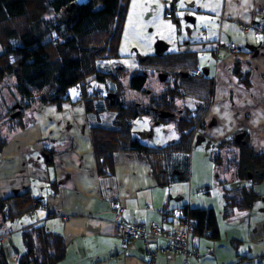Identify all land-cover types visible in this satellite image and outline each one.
Listing matches in <instances>:
<instances>
[{
    "label": "crops",
    "instance_id": "1",
    "mask_svg": "<svg viewBox=\"0 0 264 264\" xmlns=\"http://www.w3.org/2000/svg\"><path fill=\"white\" fill-rule=\"evenodd\" d=\"M182 2L191 12L186 19L195 20L188 23L197 27L179 53L195 57V70L214 84L210 110L196 137L217 146L243 134L244 145L255 155L264 154V32L256 31L264 28V0H173L176 7ZM12 85L15 105H21ZM78 95H70L61 107L33 103L21 110L27 117L11 119L0 130V200L29 193L39 203L23 225H10L23 217L0 219L10 264H18L24 254L22 232L30 226L63 239L66 254L59 264H185L182 255L159 253L152 259L142 240L124 247L115 222L124 208L132 223L159 222L164 209L175 223L186 206L213 209L219 232L217 238L192 233L190 245L199 256L191 264H264V181L238 180L215 165L222 198L209 204L198 189L196 198L192 187L187 196L184 182L191 179L182 180L177 171L186 161L180 154L174 156L172 182L166 186L157 182L148 160L134 153L116 154L109 171L100 174L91 130L110 127L114 113L107 101H98L102 96L85 100ZM241 188L258 196L250 208L239 205L246 202ZM166 244L158 240L149 246L154 250Z\"/></svg>",
    "mask_w": 264,
    "mask_h": 264
},
{
    "label": "trees",
    "instance_id": "2",
    "mask_svg": "<svg viewBox=\"0 0 264 264\" xmlns=\"http://www.w3.org/2000/svg\"><path fill=\"white\" fill-rule=\"evenodd\" d=\"M129 1L89 0L78 5L76 0H0V84L8 77L14 79L24 110L36 102L61 107L71 101L70 90L74 87H79L82 98L88 100L92 98L86 89L89 79L119 83L122 78L119 75L125 74V68H118L119 75L104 73L99 69L98 62L119 57L121 26ZM116 23L119 25L115 28ZM157 56L140 60V69L134 72L129 83L132 91L144 93L151 75L168 73L174 79L173 85L171 80L164 82L168 83L166 90L151 105L144 108L125 104L121 90L109 91V94H115L112 99L107 98L108 107L114 113L112 125L91 130L100 174H105L107 169L109 171L116 154L134 153L148 160L157 182L166 186L172 182L174 156L180 154L186 161H181L182 167L177 171L184 175L182 180H188L192 142L201 131L210 110L214 84L206 76L186 77L197 68L195 57L178 53L157 63L154 61ZM178 99H193L196 105L193 109L186 108L178 120L157 116L156 111L175 112ZM14 112L12 110L11 114ZM22 114L21 111L19 117ZM144 116L159 124L174 120L179 139L164 147L141 143L133 137L132 128L133 122ZM225 144H231L238 150L233 158L237 167L233 172L236 178L250 180L253 184L262 183L264 154L255 155L247 144H238L235 138L218 143L217 148L221 150ZM1 146L0 143V150ZM214 163L221 165L220 158L215 157ZM239 191L246 201L239 204L242 207L250 208L258 199L252 190L241 188ZM38 205L26 193L0 200V213L5 215L4 220L14 221ZM183 214L193 221L194 234L209 233L213 238L218 237L217 216L213 209L186 206ZM22 239L25 252L18 264H59L65 258L66 245L53 232L30 226L22 232ZM0 264H10L2 244Z\"/></svg>",
    "mask_w": 264,
    "mask_h": 264
},
{
    "label": "rangeland",
    "instance_id": "3",
    "mask_svg": "<svg viewBox=\"0 0 264 264\" xmlns=\"http://www.w3.org/2000/svg\"><path fill=\"white\" fill-rule=\"evenodd\" d=\"M89 0H76V4L81 5ZM182 4V6H181ZM176 7L173 0H130L128 3L127 14L121 26V39L118 44L119 57L113 60L105 59L98 62L99 69L104 73H116L119 67H124L126 72L123 76L119 75V83L107 81L105 83L89 79L86 89L88 93L99 91L102 98L98 101H108L109 91L117 89L122 91V100L125 104L141 105L146 108L151 105L154 99L159 97L167 88L168 83H162L158 79L156 72L151 75L144 93H136L129 88V83L135 71L139 70L140 60L146 57H155V45L161 41L168 45V50L162 57L157 56L154 61H162L173 54H178L184 40H190V32L197 27L195 24L188 23L186 17L191 16L186 2H182ZM169 13L173 19L167 18ZM119 25L115 24V28ZM156 64V63H155ZM13 78H6L5 85L0 90V130L5 128L7 122L11 120V112L15 106V95ZM79 87L70 90V95L79 96ZM17 93V92H16ZM95 93V92H94ZM18 102L22 99L18 95ZM93 97V95H92ZM98 98V97H97ZM177 110L186 108L193 109L196 105L193 99H178L176 101ZM15 113V112H14ZM28 116V112L24 111ZM22 117H18L21 120ZM20 118V119H19ZM133 137L141 143L151 147H164L179 139V132L174 120L168 123L154 124L149 117H140L133 122ZM238 150L231 144H225L220 150L211 141H207L200 134L193 140L189 160L190 181H185L187 196L193 189L192 195L196 198L197 189L202 191L201 197L207 203L215 204L222 198L221 188L217 185L214 173V158L219 157L221 161L220 170H226L233 175L237 167L234 155ZM191 194V193H190ZM212 200H211V199ZM5 215L0 214V219L4 220ZM29 220L28 215L21 220L10 223V225L25 224ZM22 243H23V239Z\"/></svg>",
    "mask_w": 264,
    "mask_h": 264
},
{
    "label": "built area",
    "instance_id": "4",
    "mask_svg": "<svg viewBox=\"0 0 264 264\" xmlns=\"http://www.w3.org/2000/svg\"><path fill=\"white\" fill-rule=\"evenodd\" d=\"M167 18H171V14H166ZM257 32H264V28H257ZM61 40V38H57ZM228 50H234L232 45H227ZM202 71H190L189 75L192 77H201ZM100 92H95L92 98L100 97ZM124 208H119L117 211V221L115 222L116 235L121 240L124 247L128 246L133 241L142 240L147 247L151 258H155L159 253L167 255H182L185 264H191V259L197 258L198 251L191 248V235L193 233L194 225L189 216L182 214L177 221H172V212L169 209H164L161 213L162 219L159 222H151L146 224L132 223L124 217ZM34 210L30 211L33 214ZM8 236L0 238V244H4ZM158 240H165L167 244L158 249H150L151 242ZM212 253V249L208 250ZM263 258H258L262 261ZM151 264V263H149Z\"/></svg>",
    "mask_w": 264,
    "mask_h": 264
},
{
    "label": "water",
    "instance_id": "5",
    "mask_svg": "<svg viewBox=\"0 0 264 264\" xmlns=\"http://www.w3.org/2000/svg\"><path fill=\"white\" fill-rule=\"evenodd\" d=\"M188 21H190L191 23H194V19H190V18H187ZM168 45L164 42H157L156 45H155V52H156V55L160 56V55H163L167 50H168ZM204 73L206 75H208V71H204ZM189 76V74L186 75V77ZM158 79L160 80V82L164 83L167 81L168 79V75L166 73H159L158 74ZM112 97H115V94H109L107 96L108 99H112ZM13 109L15 110V113H13L11 115V119H15L16 117H18L20 114H21V110H22V106L20 104H16ZM160 115V118L162 119H167V118H173L174 117V114L170 113V112H166V111H161L159 113ZM243 134H239L236 136L235 140H236V143H241L242 142V139H243ZM244 143V142H243Z\"/></svg>",
    "mask_w": 264,
    "mask_h": 264
},
{
    "label": "flooded vegetation",
    "instance_id": "6",
    "mask_svg": "<svg viewBox=\"0 0 264 264\" xmlns=\"http://www.w3.org/2000/svg\"><path fill=\"white\" fill-rule=\"evenodd\" d=\"M162 73H165V72H162ZM167 75H168V79L167 80H171V84L173 85V81H174V79L172 78V77H170V75L168 74V73H166ZM187 77H189V76H187ZM156 111V110H155ZM168 112H170V113H172V114H174V117L173 118H175V119H179V118H181V116H182V113H183V110H177L176 112H171V111H168ZM159 113H160V111H156V114H157V116H160L159 115ZM11 116V115H10ZM154 121V120H153ZM154 124H159L158 122H156V121H154Z\"/></svg>",
    "mask_w": 264,
    "mask_h": 264
}]
</instances>
